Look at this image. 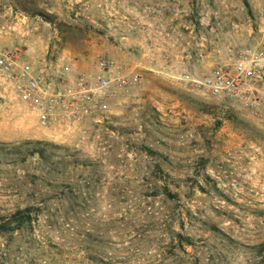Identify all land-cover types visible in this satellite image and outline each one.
Returning a JSON list of instances; mask_svg holds the SVG:
<instances>
[{
	"label": "rangeland",
	"instance_id": "374dc122",
	"mask_svg": "<svg viewBox=\"0 0 264 264\" xmlns=\"http://www.w3.org/2000/svg\"><path fill=\"white\" fill-rule=\"evenodd\" d=\"M121 1L0 0V52L49 63L59 84L64 66L92 74L100 59L140 74L102 123L67 134L0 84V216L35 209L0 236V264H264V126L182 80L264 44V0H190L209 24L173 29L169 59L167 29L111 21ZM26 141L46 158L9 154Z\"/></svg>",
	"mask_w": 264,
	"mask_h": 264
},
{
	"label": "built area",
	"instance_id": "2783aa9c",
	"mask_svg": "<svg viewBox=\"0 0 264 264\" xmlns=\"http://www.w3.org/2000/svg\"><path fill=\"white\" fill-rule=\"evenodd\" d=\"M96 69V73L73 75L64 66L59 84L50 77L54 72L49 63L36 66L15 50L0 52V84L35 114L40 127L57 126L63 134L83 120L102 123L113 91L140 82L135 69L114 60L100 59ZM182 80L206 97L238 105L264 126V44L232 51L208 74L184 73Z\"/></svg>",
	"mask_w": 264,
	"mask_h": 264
},
{
	"label": "crops",
	"instance_id": "0c3cea01",
	"mask_svg": "<svg viewBox=\"0 0 264 264\" xmlns=\"http://www.w3.org/2000/svg\"><path fill=\"white\" fill-rule=\"evenodd\" d=\"M120 6L121 10L114 16L113 20L105 16L104 18L117 23L121 29H132L139 22L148 26L145 29H167L163 33L168 38H164L163 41H166L168 45L162 46V50L168 52H164L167 59L171 56L168 50H171L175 43L172 34L173 29H204L203 24H209L207 21L201 22V19H198L190 0H153L150 4H145L140 0H132L131 2L122 0ZM209 29H214L213 25ZM152 40H154L152 54L156 55L161 50L160 43L155 38ZM180 45L182 46V44ZM155 58L159 59L156 56Z\"/></svg>",
	"mask_w": 264,
	"mask_h": 264
},
{
	"label": "trees",
	"instance_id": "16d2710c",
	"mask_svg": "<svg viewBox=\"0 0 264 264\" xmlns=\"http://www.w3.org/2000/svg\"><path fill=\"white\" fill-rule=\"evenodd\" d=\"M246 4V3H245ZM42 17L47 20L51 21L47 17V15H42ZM41 142L38 141H26L22 144V146H31L30 151H20V150H14L12 151L11 154L15 158L20 157L21 161L25 160L27 156H36L37 158L40 159H45L44 151L43 149H38V145H41ZM45 146H53L52 144L49 143H43ZM20 148V147H17ZM34 207L27 206L25 208H16L13 212L9 213L6 216H0V236L12 233L15 231H18L28 225L31 221L32 214H34ZM264 245H261L260 247H255V248H263Z\"/></svg>",
	"mask_w": 264,
	"mask_h": 264
}]
</instances>
